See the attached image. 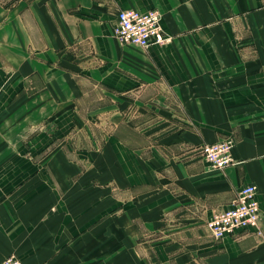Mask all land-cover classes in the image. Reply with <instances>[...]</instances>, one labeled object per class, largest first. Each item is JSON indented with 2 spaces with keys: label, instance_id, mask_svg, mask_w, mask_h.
Wrapping results in <instances>:
<instances>
[{
  "label": "crops",
  "instance_id": "crops-1",
  "mask_svg": "<svg viewBox=\"0 0 264 264\" xmlns=\"http://www.w3.org/2000/svg\"><path fill=\"white\" fill-rule=\"evenodd\" d=\"M158 10L169 44L120 42ZM232 139L234 164L200 146ZM256 186L260 235L211 216ZM264 264V0H0V262Z\"/></svg>",
  "mask_w": 264,
  "mask_h": 264
},
{
  "label": "built area",
  "instance_id": "built-area-1",
  "mask_svg": "<svg viewBox=\"0 0 264 264\" xmlns=\"http://www.w3.org/2000/svg\"><path fill=\"white\" fill-rule=\"evenodd\" d=\"M161 14L152 9L146 12L121 10L117 13V23L113 35L122 43L146 48L151 44L165 46L171 37L166 35L160 26ZM232 139H220L200 146L203 159L216 170H223L234 164L231 157ZM261 212L256 200V186H242L236 194L232 206L215 212L206 226L214 240L237 231H251L260 235L259 222ZM0 264H23L15 255L5 258Z\"/></svg>",
  "mask_w": 264,
  "mask_h": 264
}]
</instances>
